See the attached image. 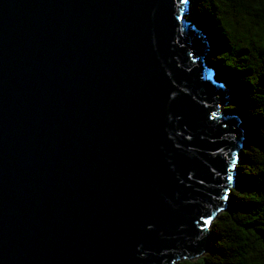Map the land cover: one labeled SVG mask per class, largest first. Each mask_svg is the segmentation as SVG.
I'll return each instance as SVG.
<instances>
[{
  "label": "water",
  "instance_id": "95a60500",
  "mask_svg": "<svg viewBox=\"0 0 264 264\" xmlns=\"http://www.w3.org/2000/svg\"><path fill=\"white\" fill-rule=\"evenodd\" d=\"M192 0H0V264L210 249L246 141Z\"/></svg>",
  "mask_w": 264,
  "mask_h": 264
},
{
  "label": "trees",
  "instance_id": "16d2710c",
  "mask_svg": "<svg viewBox=\"0 0 264 264\" xmlns=\"http://www.w3.org/2000/svg\"><path fill=\"white\" fill-rule=\"evenodd\" d=\"M188 17L210 42L208 62L246 141L228 207L210 222V249L178 264H264V0H192ZM200 20V21H198Z\"/></svg>",
  "mask_w": 264,
  "mask_h": 264
},
{
  "label": "rangeland",
  "instance_id": "374dc122",
  "mask_svg": "<svg viewBox=\"0 0 264 264\" xmlns=\"http://www.w3.org/2000/svg\"><path fill=\"white\" fill-rule=\"evenodd\" d=\"M198 21H200V20H198ZM208 57H209V54L208 55H206V60H208ZM225 110V106L222 108V111H224Z\"/></svg>",
  "mask_w": 264,
  "mask_h": 264
}]
</instances>
